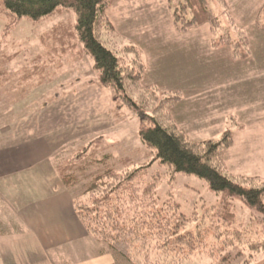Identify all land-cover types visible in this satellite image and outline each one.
I'll return each instance as SVG.
<instances>
[{"label":"trees","instance_id":"1","mask_svg":"<svg viewBox=\"0 0 264 264\" xmlns=\"http://www.w3.org/2000/svg\"><path fill=\"white\" fill-rule=\"evenodd\" d=\"M113 1L0 0V14L8 22L6 29L23 18L39 23L62 10L73 11L75 23L66 26L58 39L80 45L83 54L92 60L97 84L112 91L118 110L122 106L146 119L139 132L145 161L118 162L122 159L111 152L104 135L78 139L55 155L60 182L77 191L74 207L79 221L105 247L106 253L126 257L133 264H140V260L149 263L154 252L159 255L155 264H178L167 252L178 255L179 251L187 250L189 257L193 256L198 250L197 234H205L207 226L221 236L216 225L234 224L236 199L245 203L250 211L249 222L252 220L264 234V180L236 178L224 167L223 153L231 144L234 119L227 120L226 129L217 141L192 143L177 132L169 113L180 96L142 85L145 72L142 54L134 45L123 42L105 17ZM167 1L177 32L185 33L208 24L213 49L230 48L236 61L248 58L249 39L244 32L233 25L231 29L224 28L205 0H175L173 8V0ZM255 20L257 29L264 31V5ZM37 75V81L42 79L40 73ZM114 113L116 119L119 112L115 108ZM155 164L166 168L170 180L182 173L204 181L210 191L220 195V202L203 212L202 217L192 214L194 217L188 218L177 206L159 203L154 191L163 175L158 170L152 173ZM207 212L212 214L205 224ZM190 225L195 227V233L188 229ZM249 247L264 249V240ZM138 255H143L145 261Z\"/></svg>","mask_w":264,"mask_h":264},{"label":"crops","instance_id":"2","mask_svg":"<svg viewBox=\"0 0 264 264\" xmlns=\"http://www.w3.org/2000/svg\"><path fill=\"white\" fill-rule=\"evenodd\" d=\"M151 2L118 0L109 7L116 32L126 39L132 38L130 41L144 54L143 85L181 94L182 101L171 115L195 142L218 139L227 118H235L243 129L233 131L232 145L223 156L225 166L232 175L260 178L264 171V33L255 31L248 58L236 61L229 48H212L206 24L180 34L173 29L169 15L166 14L167 20L160 18L159 9L153 10ZM147 7L149 15L143 13ZM53 71L46 74L57 77L56 85L73 84L60 81L67 70L60 75ZM16 72L8 76L3 71L2 92L15 84L17 92H35L42 87L37 84L42 79L31 80L32 75L38 77L32 68ZM23 75L29 80L21 84L19 78ZM2 84L8 88L4 89ZM85 84L81 83V87L85 88ZM72 94L69 91L61 96L55 94L54 100L48 99L61 117H54L51 111L57 125L43 131L26 133L19 114L16 119H9L11 110L16 109L13 101H7L0 111L1 126L17 125L16 134L4 133L7 127L0 131V196L9 210L8 216L0 219V264H115L114 256L96 241V247L102 251L74 261L73 254L82 248L77 243L87 241L91 245L93 238L76 215L75 193L63 186L56 174V150L70 140L89 136L94 122L104 126L106 121L102 120L106 116L102 112H95L96 116L84 112L59 125L63 107L72 103L68 101ZM23 101L17 105H24ZM79 124L87 130L71 129ZM58 142L64 145L58 146ZM26 182L30 187H26Z\"/></svg>","mask_w":264,"mask_h":264},{"label":"rangeland","instance_id":"3","mask_svg":"<svg viewBox=\"0 0 264 264\" xmlns=\"http://www.w3.org/2000/svg\"><path fill=\"white\" fill-rule=\"evenodd\" d=\"M115 1L118 0H114L112 4ZM139 1L145 2V0ZM148 1L151 2L150 0ZM205 1L224 28L231 29L233 25V27L244 32L245 36L249 39L248 47L255 31L264 33V31H259L255 24V18L258 11H260L264 5V0ZM151 3H153L152 7L154 6L153 10L159 9L158 15L160 18L167 20V14L170 17L168 20H171L167 0H152ZM174 5L175 0L172 1V8ZM109 7L106 10L105 17L113 27L109 18V13L111 12ZM143 11V13H148L149 15L150 8L147 7L143 9ZM75 20L76 16L73 11L62 10L61 12H57L39 23H35L23 18L12 28L6 29L8 25L7 19L5 16L0 14V77H2L1 74H3V71L9 73L5 75L11 76L15 75V73H17L16 71L32 68V72L34 71L33 69H38L35 70V74L40 73L41 76L43 75L41 81L44 80V82L41 84L42 87L35 92H29L27 89L24 92H17L15 91L17 84H15L16 86L10 88H8L6 84H2L4 89H8L2 92L0 88V111L3 110L7 101H13L16 109L11 110L9 119H16L18 118L19 114V119H24L25 124H22L21 126L24 125V131L26 133L38 132L40 131L39 129H42L41 131H43L47 126L55 127L57 125L56 123L58 120H52V114L50 113L51 111H53L54 117H61V114L55 111L56 108H53L54 103L51 105L48 103V99L54 100L55 94H59L58 96H61L63 93L70 91V94L74 93L71 95L72 98H70L69 95L68 99V101H72V103L63 107V117L59 119V125L60 123H66L65 121H68L70 118H72V116H79L84 112H89L90 115L94 113V116L97 115L95 112H102L106 116V118H104L105 120L102 121H106V124L101 126L100 122H94L92 127L89 129L91 130L89 136L85 137H91L97 133L103 134L108 140L107 143H109L111 146V152L115 153L116 157L122 159L118 160V162L123 161L124 159H128L133 162H141L145 158L144 147L142 146V143L139 139V132L142 129V122L146 120L145 117L135 112L127 111L122 106H120L118 110L115 102L112 99V91L108 88H101L97 84L96 75L92 70V60L87 55L83 54L80 45L75 41H71L70 44H68L67 39H65L66 41H64V39H58V37L64 33L65 27H70L73 23H75ZM171 25L173 26V29H175L173 23ZM206 25L209 27L208 24ZM196 28H192L187 32L180 34H186ZM113 30L123 42L132 44L139 50L143 56L144 65L146 67L144 54L138 46L130 41L132 38L127 37L129 39L128 40L120 36L114 27ZM65 33H68V31ZM51 70H54L53 73L56 71L59 75L64 74V72H66L65 70H67L65 75L60 77V81L72 82L73 84L70 85L68 83L67 86L56 85L55 80H57V77H48V74H46ZM44 74H46V76ZM35 78V76H31L32 81ZM14 79L18 78L15 76ZM19 80L22 84V82L29 80V78L26 75H23L19 78ZM83 82L86 83L85 88L81 87V83ZM143 86L147 87L145 85ZM95 87H98L99 89ZM161 89L163 91H168L180 96L179 102L171 109L172 111L182 101V96L178 92L170 91L165 88ZM21 101H23L25 104L17 105L21 103ZM114 108L119 112V115L116 119L113 117H116ZM162 118L166 123L167 120L164 117ZM169 118L172 124L175 126L176 131L182 133V135L192 143L217 141L220 139V137H222L220 136L218 139L195 142L191 140L188 135L177 125L176 121L172 118L171 112L169 113ZM229 118H227V120ZM232 119H234L233 122L235 123V125H232L234 126L233 131L242 130L243 126L235 118ZM73 122L76 123L75 120H73ZM94 125L96 126L93 127ZM16 126V124L13 125L12 123L6 124L4 126L0 125V131L3 127H7L4 133L11 135L16 134ZM74 127L75 128L71 129L76 132L77 129L82 127V124ZM82 128V131L87 130L85 127ZM233 131L230 146L233 142ZM85 137L81 136L77 139L70 140L65 145L64 142L67 140L61 144L58 142V146L59 144L60 146L62 144L64 146H61L56 151L59 152L66 146L71 145L74 141ZM227 149H225L224 152ZM224 167L229 175L236 178L264 180V171L260 172L262 173L260 178L247 177L243 175H232L227 170L225 163ZM156 170H158L163 175V177H161L159 185L155 187V198L161 204L166 203L165 205L170 206L173 204L174 206H177L178 211L185 217L188 218L192 214L202 217L203 212L210 211L213 206H216L220 202V195L210 191L207 184L197 177L180 173L175 177V179L173 178L170 180L169 176L167 175V170L164 168V166H157L155 164L152 169V173H154ZM26 187H30L28 182H26ZM77 190L79 191L82 189L77 188ZM71 193L77 194V191L71 190ZM235 205L236 213L234 224L230 225L229 227H226L222 224H219L218 226L216 225L218 228V233L221 234V236H218L215 231H212L207 226L205 228V234H197L198 239L196 243L198 245V250L193 256L189 257L187 250L179 251L178 255L169 254L168 252L165 254L172 257L175 263L178 262V264H262L264 262V249L261 248L254 250L250 248L249 245L263 241L264 234H261L260 228L255 227V224L252 222V220L249 222L250 213H248L249 210L245 203L241 199H236ZM8 214L9 210L2 202L0 196V219L8 216ZM206 214L207 215L204 216L205 224H207L209 221L208 215L212 214V212H207ZM188 229H190L192 233H195V227L193 225H190ZM91 243L94 245H89V242L87 241L77 243V245L82 246V248H80L78 254H73L76 258L74 261L93 257L99 253V251H102L101 247H96L97 245L95 240L91 239ZM113 256L115 264H133L126 257L120 256L118 254ZM139 256L144 259L143 255H138V257ZM158 256L159 255L154 252L152 254V259H150L148 262L151 264L157 263ZM174 256L177 257V260L174 259ZM149 263H146V261L144 263L142 260H140V264Z\"/></svg>","mask_w":264,"mask_h":264}]
</instances>
